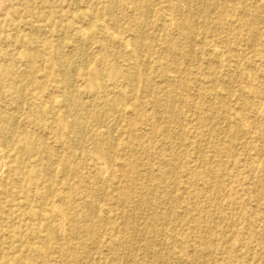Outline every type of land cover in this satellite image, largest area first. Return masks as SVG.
<instances>
[{"label": "rangeland", "instance_id": "1", "mask_svg": "<svg viewBox=\"0 0 264 264\" xmlns=\"http://www.w3.org/2000/svg\"><path fill=\"white\" fill-rule=\"evenodd\" d=\"M0 149V264H264V0H0Z\"/></svg>", "mask_w": 264, "mask_h": 264}, {"label": "bare ground", "instance_id": "2", "mask_svg": "<svg viewBox=\"0 0 264 264\" xmlns=\"http://www.w3.org/2000/svg\"><path fill=\"white\" fill-rule=\"evenodd\" d=\"M261 1H262V0H261ZM256 2H257V1H256ZM257 3H258V2H257ZM149 8H150V7H149ZM216 8H217V7H216ZM192 13H193V12H192ZM169 19H170V18H169ZM194 19H195V18H194ZM166 21H168V20H166ZM170 21H171V19H170ZM178 21H179V20H178ZM169 24H170V23H169ZM167 25H168V24H167ZM171 25H172V24H171ZM171 25H169V27H170ZM146 26H147V25H146ZM169 27H168V28H169ZM104 29H105V27H104ZM106 30H107V29H106ZM80 31H81V30H80ZM104 31H105V30H104ZM82 32H83L84 35H85V30L82 31ZM105 32H106V31H105ZM84 35H83V36H84ZM81 36H82V35H81ZM78 38H80V36H78ZM82 38H83V37H82ZM88 38H90V37H88ZM107 38H109V37H107ZM80 40H81V39H80ZM85 40H86V39H85ZM85 40H84V41H85ZM195 40H196V39H195ZM87 41H88V40H87ZM82 42H83V40H82ZM119 42H120V40H119ZM85 43H86V42H85ZM204 43H205V42H204ZM78 44H79V43H78ZM118 44H119V43H118ZM123 44H124V42H123ZM119 45H120V44H119ZM126 45H129V44L126 43ZM213 45H214V44H213ZM123 46H124V45H123ZM123 46H122V48H123ZM129 46H130V45H129ZM125 47H127V46H125ZM208 47H209V46H208ZM127 48H128V47H127ZM205 48H206V47H205ZM118 49H119V48H118ZM206 49H207V48H206ZM212 49H213V48H212ZM208 50H211V49L209 48ZM214 50H215V49H214ZM214 50H213V52H214ZM216 50H217V49H216ZM218 50H219V49H218ZM220 50H221V49H220ZM211 51H212V50H211ZM221 51H223V50H221ZM207 52H208V51H207ZM209 52H210V51H209ZM212 54H213V53H212ZM220 54H221V52H220L219 54H217V56L220 55ZM79 55H80V54H79ZM213 55H214V54H213ZM221 55H222V54H221ZM208 56H209V55H208ZM224 56H225V55H224ZM79 57H80V56H79ZM221 57L223 58V56H221ZM134 58H135V57H134ZM220 60H221V58H220ZM132 61H133V60H132ZM220 62H221V61H220ZM222 64H223V63H222ZM213 66H214V65H213ZM222 67H223V65H222ZM237 67H238V66H237ZM237 67H236V68H237ZM234 68H235V67H234ZM236 68H235V69H236ZM148 69H149V68H148ZM237 69H239V68H237ZM76 70H77V69H76ZM232 70H233V69H232ZM232 70H230V71H232ZM234 72H235V70H234ZM75 73H76V72H75ZM230 74H231V73H230ZM244 74H246V73H244ZM227 75H228V74H227ZM167 76H168V75H167ZM237 76H238V75H237ZM247 77H248V76H247ZM234 78H235V77H234ZM157 79H158V78H157ZM248 80H249V79H248ZM124 81H125V80H124ZM170 84H171V83H170ZM119 86H120V85H119ZM123 86H126V85H123ZM118 88H119V87H118ZM124 89H125V88H124ZM124 89H121V91H122V90L124 91ZM162 89H163V88H162ZM243 90H244V89H243ZM123 91H122V93H123ZM161 91H162V90H161ZM163 91H164V90H163ZM244 91H245V90H244ZM107 93H108V92H107ZM131 93H132V92H131ZM124 94H125V93H124ZM124 94H122L120 97H121V98L124 97V96H123ZM249 94H250V93H249ZM250 95H251V94H250ZM250 95H248V96H250ZM246 96H247V95H246ZM251 97H253V95H252ZM131 99H132V98H131ZM167 99H168V98H167ZM254 99H255V98H254ZM254 99H253V101H254ZM230 100H231V99H230ZM118 102H119V101H118ZM252 103H254V102H252ZM124 104H125V103H124ZM254 104H255V103H254ZM251 105H252V104H251ZM210 107H211V106H210ZM69 108H70V107H69ZM249 108H250V107H249ZM210 110H211V109H210ZM248 111H249V110H248ZM256 111H257V110H256ZM112 115H113V114H112ZM113 116H114V115H113ZM239 119H240V117H239ZM239 119H238V120H239ZM259 119H260V118H259ZM113 120H114V119H113ZM241 120H243V119H241ZM110 122H111V121H110ZM242 122H243V121H242ZM242 122H239V123H242ZM86 124H87V122H86ZM80 133H81V132H80ZM84 137H85V136H84ZM2 152H3V151H2ZM2 152H1V149H0V155L2 154ZM1 158H2V156H0V172H1L2 169H4L3 162L5 163V161H2ZM4 158H5V157H4ZM2 159H3V158H2ZM3 160H5V159H3ZM257 163H258V162H257ZM99 164H100V163H99ZM101 164H102V165H100L101 168H103V167L106 166V165L103 166L104 162H102ZM254 165H255V164H254ZM97 166H99V165H97ZM102 166H103V167H102ZM106 169H107V168H106ZM104 170H105V169H103V171H104ZM171 170H172V169H171ZM99 171H100V170H99ZM101 171H102V169H101ZM106 171H107V170H105V172H106ZM2 172H3V171H2ZM2 172H1V173H2ZM98 173H99V172H98ZM100 173H101V172H100ZM106 174H107V173H106ZM0 175H1V174H0ZM2 175H3V174H2ZM99 175H101V174H99ZM161 178H164V177H161ZM174 185H175V184H174ZM139 190H140V189H139ZM172 191H173V190H172ZM161 193H162V192H161ZM170 198H171V197H170ZM55 201H56V200H55ZM59 203H60V202H59ZM53 205H54V204H53ZM139 206H140V205H139ZM139 206H138V207H139ZM54 207H55V206H54ZM56 207H57V206H56ZM56 207H55V208H56ZM55 208H54V209H55ZM139 208H140V207H139ZM58 210L60 211L61 209H58ZM61 212H62V211H61ZM77 216H78V215H77ZM57 217H58V216H57ZM60 218L62 219L61 216H60ZM64 218H65V217H64ZM61 219H60V220H61ZM57 221H58V218H57ZM61 221H63V220H61ZM58 225H59V224H58ZM62 225H64V224H62ZM62 228H63V227H61V229H62ZM59 230H60V228H59ZM57 234H58V233H57ZM142 238H143V237H142ZM154 241H155V240H154ZM182 244H183V243H182ZM34 254H35V253H34ZM196 254H197V253H196ZM42 255H43V254H42ZM74 255H75V254H74ZM68 258H69V257H68ZM79 263H80V262H79ZM159 264H160V263H159Z\"/></svg>", "mask_w": 264, "mask_h": 264}]
</instances>
